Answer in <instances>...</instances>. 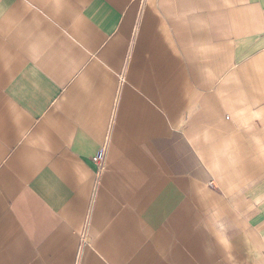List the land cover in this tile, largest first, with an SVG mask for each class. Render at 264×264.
Returning <instances> with one entry per match:
<instances>
[{
	"label": "crops",
	"instance_id": "0c3cea01",
	"mask_svg": "<svg viewBox=\"0 0 264 264\" xmlns=\"http://www.w3.org/2000/svg\"><path fill=\"white\" fill-rule=\"evenodd\" d=\"M0 264H264V0H0Z\"/></svg>",
	"mask_w": 264,
	"mask_h": 264
},
{
	"label": "built area",
	"instance_id": "2783aa9c",
	"mask_svg": "<svg viewBox=\"0 0 264 264\" xmlns=\"http://www.w3.org/2000/svg\"><path fill=\"white\" fill-rule=\"evenodd\" d=\"M105 147H102L99 149V151L96 153V155L93 157L94 163L98 166L99 170L103 169L104 162H105Z\"/></svg>",
	"mask_w": 264,
	"mask_h": 264
}]
</instances>
